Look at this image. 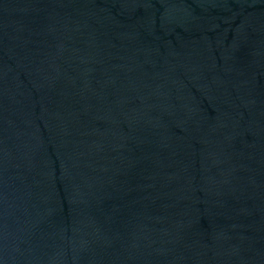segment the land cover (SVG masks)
I'll return each instance as SVG.
<instances>
[{
	"label": "water",
	"instance_id": "obj_1",
	"mask_svg": "<svg viewBox=\"0 0 264 264\" xmlns=\"http://www.w3.org/2000/svg\"><path fill=\"white\" fill-rule=\"evenodd\" d=\"M0 264H264V0H0Z\"/></svg>",
	"mask_w": 264,
	"mask_h": 264
}]
</instances>
